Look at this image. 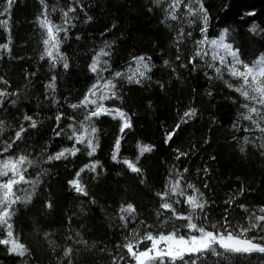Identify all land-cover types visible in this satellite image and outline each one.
Returning <instances> with one entry per match:
<instances>
[{"label": "trees", "instance_id": "1", "mask_svg": "<svg viewBox=\"0 0 264 264\" xmlns=\"http://www.w3.org/2000/svg\"><path fill=\"white\" fill-rule=\"evenodd\" d=\"M0 12V45H7L0 47V162L22 155L31 161L21 165L27 182L13 188L30 199L12 204L9 220L13 239L27 252L21 257L8 251L11 244H0V264H136L124 245L139 240L135 250L149 249L151 241L141 239L148 232L200 235L174 212L221 234L239 233L255 222L254 215H264V107L236 91L243 80L229 72L233 64L240 71L264 64V0H181L174 10L173 0H12L10 7L0 0ZM45 17L61 29L54 30L59 44L51 56L40 23ZM136 57H144L148 69ZM107 81L115 88L106 89ZM101 95L109 98L100 101ZM85 96L126 113L131 127L122 133L123 121L114 114L86 120L97 104H81ZM193 109L194 115L184 116ZM92 127L97 147L89 156L87 143L77 144L73 134L87 140ZM74 145L76 155L48 159ZM143 145L152 150L141 155ZM93 163L95 171L85 167ZM74 178L86 195L70 185ZM189 195L203 209L193 210ZM128 204L134 212L121 211ZM7 232L0 225V239ZM261 236L257 228L244 238L264 244ZM212 247L215 252H185L183 259L164 256L147 264H264L262 252Z\"/></svg>", "mask_w": 264, "mask_h": 264}, {"label": "snow or ice", "instance_id": "2", "mask_svg": "<svg viewBox=\"0 0 264 264\" xmlns=\"http://www.w3.org/2000/svg\"><path fill=\"white\" fill-rule=\"evenodd\" d=\"M12 3V0H8V6L10 7ZM181 3V0H173V10L176 7H179ZM203 11V7L200 9ZM7 11V8L5 9ZM69 11H72V9H69ZM189 13H192V9H188ZM0 15H3L2 12H0ZM67 15V13H65ZM249 15H254V13H249ZM172 19H176L175 15H172ZM207 19V16L205 15V20ZM6 24V22H3ZM41 26L45 27L47 29V35L48 39L44 40L45 45H49L51 42V48L46 49L47 54L49 56L52 55V49H57L59 41L56 39L55 31H60L61 29H57L55 25L52 24L51 21H49L46 17L40 21ZM55 30V31H54ZM223 41V36H221V42ZM213 44H216V41H212ZM220 47H223L226 50L230 49L229 45H225L221 43L219 45ZM0 47L7 48V45H0ZM104 55H107V53H103ZM233 57L236 56V53L231 52L230 53ZM61 59L64 60V67H68L67 60L61 57ZM138 65L143 67L144 69H148L149 65L144 62V57H136L134 58ZM221 62H223V57H220ZM236 63H241L239 60H236ZM244 70L240 71L236 68L235 64H233L229 68V72L232 76L241 78L243 80V84H241L240 87L236 89V91L240 92V94L246 99L254 102L255 104H259L262 107H264V64H262L258 68H249L247 65H244ZM92 70L96 71V63L94 62L92 65ZM139 72V75L141 77L144 76L143 71H139V68L137 69ZM217 72H220V69H216ZM116 77H120L121 73L116 72ZM251 78V79H250ZM131 80L132 77H129ZM139 83V81H136ZM49 87H52V85H49ZM96 87L95 85L93 86ZM106 89H112L115 88V85L112 83V81H107L104 85ZM95 95V93H92ZM112 96H115V92L111 93ZM0 95H4V93H0ZM109 96L107 95H101L99 97L100 101H103L105 99H108ZM81 104H84L85 106L87 104H97L96 100H90L88 96H85L84 100L81 101ZM73 107H77V105H73ZM245 108L248 109L249 113H256L259 115V109L255 106L249 107V105L245 104ZM114 118L119 117L122 121V127L120 131L123 133L125 129L131 127L130 121L123 111L119 109H106L103 105V103L97 104V107L95 110L91 111L88 116L85 117L86 120H91L92 117H99L100 115H113ZM195 114V109L191 110V112H185V117H190ZM245 119H252L251 115H247L244 117ZM26 120L31 119L30 117L26 116ZM59 119V117H58ZM183 119V118H182ZM264 119V117H262ZM186 122V121H184ZM256 123V121H253ZM33 127H35V122L32 124ZM259 126V125H257ZM180 125L178 124L176 126V129L178 130ZM24 129L21 128L20 131L16 133V138L19 139L21 136V132H23ZM261 131H264V129H261ZM96 132V128L92 127L89 133V138H87L84 134L76 135L73 134L76 139L77 144L87 143V147L89 149L88 155L92 156L95 151L97 145L93 142V140L90 138L92 133ZM175 134V131L172 133H169L167 136V139L170 140L172 136ZM120 140L117 139L115 149L113 152V160L117 158V152L119 149ZM8 147H11L9 145ZM152 148L150 145H143L140 146V154L143 155L146 152L151 151ZM4 151H7V148L4 149ZM79 151L78 148L75 147V145L72 148H65L62 151L56 153L55 155H50L48 157L49 160H59L63 157H65L66 154L70 155H76V153ZM180 155H185L184 153H181ZM179 158V157H178ZM138 159V157H137ZM31 163V161H28L26 156H20L17 159L13 160L11 158L6 159L2 162H0V177H8L9 173H11V177L7 179L5 182H0V225H7L8 232H7V239H0V244L8 245L11 244V247L8 249L10 253H14L18 256H25L27 249L25 248L24 244L20 243L18 238L13 239V232H12V225L9 223V220L12 216L11 205L15 204L18 200L21 199H30V197L22 198L18 195H16V192L13 191L14 186L21 184L22 182H27L25 180L24 172L26 169L22 168L21 165H24L25 163ZM129 169L133 172H139L140 169L135 166L134 163L124 160L123 161ZM86 168L90 167V170L95 171L96 170V163L91 164L90 166L86 165ZM85 169L82 168L80 171L76 173V177H79L81 172H83ZM70 185H72L75 188V191L86 195L85 189L83 185L80 183L79 179L74 178L73 180L69 181ZM179 187V181H176L175 184L172 186V193L175 195L177 194V190ZM188 188H193L194 191H198L194 189V186L192 184L187 185ZM182 194V193H181ZM161 198L163 199L167 193L160 194ZM202 195V194H201ZM186 202L192 207L193 210L199 208L203 209L204 204L200 202L199 198L197 196L189 195L187 197ZM230 203V201H229ZM164 209H171L172 205L170 203H163L161 205ZM122 212L132 213L135 211L132 204H128L126 208L121 209ZM260 213H264V208H261ZM174 215H177V219H184L187 220L188 223L186 227L189 230L197 231L200 233V235H192L190 237L185 238L184 236L176 235L175 233H169L168 235H158L153 236L151 232H148L145 234L141 239L142 240H148L151 241L152 247L150 249L144 250V251H137L136 249V243H139L140 241H136V243L129 242L124 245V247L127 248L128 252L131 254V256L136 260V264H147L148 261L158 260L162 259L164 256H170L173 260L175 259H183V255L185 252H202L205 250H211L213 252L216 251L213 245L218 244L221 248H223L225 251L228 252H235V253H251V252H262L264 253V244L256 243L254 242L255 238H244L245 234L251 230L260 228L262 231H264V215H254V221L253 223H250L249 226L241 228L239 233H233V232H225L223 234L221 233H214L213 231H207L203 226H198L196 223L193 222V217L191 215L189 216H182L178 215L175 212ZM123 219V217H122ZM215 227V225H213ZM261 241H264V236L259 237ZM165 243L167 245V251H164L162 249L158 248V245L160 243ZM70 250L65 251V255L67 256ZM155 252V255L152 253Z\"/></svg>", "mask_w": 264, "mask_h": 264}, {"label": "rangeland", "instance_id": "3", "mask_svg": "<svg viewBox=\"0 0 264 264\" xmlns=\"http://www.w3.org/2000/svg\"><path fill=\"white\" fill-rule=\"evenodd\" d=\"M151 247H152V245H151ZM151 247H150V248H151ZM150 248H149V249H150ZM158 248H159V249H162V250H164V251H167V245H166L165 243H163V242L160 243V244L158 245ZM152 254L155 255V252H153ZM148 262H150V261H148ZM148 262H147V263H148Z\"/></svg>", "mask_w": 264, "mask_h": 264}, {"label": "bare ground", "instance_id": "4", "mask_svg": "<svg viewBox=\"0 0 264 264\" xmlns=\"http://www.w3.org/2000/svg\"><path fill=\"white\" fill-rule=\"evenodd\" d=\"M257 243V242H256Z\"/></svg>", "mask_w": 264, "mask_h": 264}]
</instances>
